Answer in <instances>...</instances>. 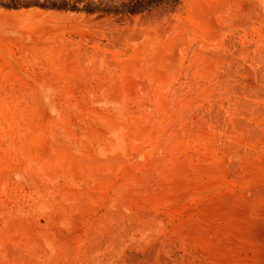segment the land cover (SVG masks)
<instances>
[{
	"label": "rangeland",
	"instance_id": "374dc122",
	"mask_svg": "<svg viewBox=\"0 0 264 264\" xmlns=\"http://www.w3.org/2000/svg\"><path fill=\"white\" fill-rule=\"evenodd\" d=\"M263 90L264 0H0V264H258Z\"/></svg>",
	"mask_w": 264,
	"mask_h": 264
},
{
	"label": "bare ground",
	"instance_id": "6f19581e",
	"mask_svg": "<svg viewBox=\"0 0 264 264\" xmlns=\"http://www.w3.org/2000/svg\"><path fill=\"white\" fill-rule=\"evenodd\" d=\"M241 2V1H240ZM246 16V15H245ZM248 16V15H247ZM229 58H231V57H229ZM231 61H232V59H230ZM255 61H257V60H255ZM225 62V61H224ZM221 63V62H220ZM260 63V62H259ZM222 65V64H221ZM244 71H246V70H244ZM231 72H232V70H231ZM235 72V71H234ZM251 72V71H250ZM228 73H229V69H228ZM227 73V74H228ZM257 73V72H256ZM243 74V73H242ZM253 74V73H252ZM258 75V74H257ZM259 75H260V73H259ZM258 75V76H259ZM219 76V75H218ZM248 76V75H247ZM249 76H251L250 74H249ZM257 78V77H256ZM259 78V77H258ZM223 79V78H222ZM258 81V80H257ZM225 82V81H224ZM224 84V83H223ZM227 86V85H226ZM233 87H235V86H233ZM238 87V86H237ZM240 90V89H239ZM222 91V90H221ZM264 91V90H263ZM237 92V91H236ZM248 92V91H247ZM228 93V92H227ZM243 93V92H242ZM227 95V94H226ZM226 95H225V98H226ZM221 96V95H220ZM250 97V96H249ZM237 98V97H236ZM228 99V98H227ZM248 103V102H247ZM247 103H245V104H247ZM250 104V103H249ZM249 104L247 105V106H249ZM238 106V105H237ZM261 106V105H260ZM236 107V106H235ZM229 108V107H228ZM238 108H239V106H238ZM237 108V109H238ZM251 108V107H250ZM261 109V108H260ZM239 110V109H238ZM227 111H229V110H227ZM239 112H241V111H239ZM245 112V111H244ZM246 112H248L247 110H246ZM245 112V113H246ZM234 114H236V113H234ZM250 114V113H249ZM244 116H246V115H244ZM237 121H238V119H237ZM240 121H241V119H240ZM245 121V120H244ZM217 123H219V122H217ZM240 123V122H239ZM245 123V122H244ZM226 125V124H225ZM240 125V124H239ZM228 126V125H227ZM241 126V125H240ZM250 126V125H249ZM241 128V127H240ZM243 129V128H242ZM229 130V129H228ZM246 130V129H245ZM247 132V131H246ZM227 133H228V131H227ZM251 134V133H250ZM253 134V133H252ZM251 136V135H250ZM251 139V138H250ZM225 145H227V142L226 143H224ZM224 145V147H226ZM228 145H229V143H228ZM227 145V146H228ZM223 147V148H224ZM235 147V146H234ZM233 147V148H234ZM227 148V147H226ZM232 148V147H231ZM230 148V149H231ZM224 150V149H223ZM226 151V150H225ZM244 151V150H243ZM244 153V152H243ZM228 154V153H227ZM226 159V158H225ZM230 166V165H229ZM228 166V167H229ZM219 169H221V168H219ZM233 177V176H232ZM262 188V187H261ZM263 190V189H262ZM264 191V190H263ZM254 192H252V194H253ZM229 194V193H228ZM257 194V193H256ZM259 194V193H258ZM257 194V195H258ZM260 194H262V193H260ZM242 197V196H241ZM226 198H227V196H226ZM229 198H230V196H229ZM263 203H264V201H263ZM223 208V207H222ZM264 208V207H263ZM226 210V209H225ZM232 214V213H231ZM262 220L260 221V223L259 224H257L255 227L256 228H253V229H251V230H253L252 232H248L247 233V235H246V237H245V243H248V244H253V246H254V248L253 249H256L257 250V254H258V257H257V263L258 264H264V212L262 213ZM249 222V221H248ZM249 223H251V222H249ZM254 224V223H253ZM248 227V226H247ZM248 229V228H247ZM244 233H246V232H244ZM243 233V234H244ZM239 234V233H238ZM150 236V235H149ZM243 236V235H242ZM115 238V237H114ZM149 238V237H148ZM151 238V237H150ZM223 238V237H222ZM242 238V237H241ZM120 239V238H119ZM243 241V240H242ZM122 242V241H121ZM222 242V241H221ZM252 249V248H251ZM252 257V256H251ZM250 260V259H249ZM224 262V261H223ZM251 262H253V261H251Z\"/></svg>",
	"mask_w": 264,
	"mask_h": 264
}]
</instances>
